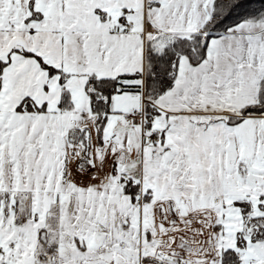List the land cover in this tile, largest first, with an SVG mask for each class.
Instances as JSON below:
<instances>
[{
	"label": "snow or ice",
	"instance_id": "snow-or-ice-1",
	"mask_svg": "<svg viewBox=\"0 0 264 264\" xmlns=\"http://www.w3.org/2000/svg\"><path fill=\"white\" fill-rule=\"evenodd\" d=\"M0 264H264V0H0Z\"/></svg>",
	"mask_w": 264,
	"mask_h": 264
}]
</instances>
